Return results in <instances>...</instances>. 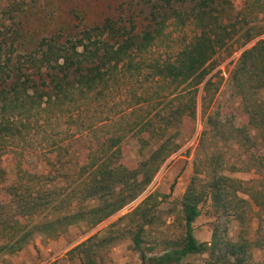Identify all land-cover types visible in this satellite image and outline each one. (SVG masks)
I'll return each mask as SVG.
<instances>
[{
    "label": "trees",
    "instance_id": "16d2710c",
    "mask_svg": "<svg viewBox=\"0 0 264 264\" xmlns=\"http://www.w3.org/2000/svg\"><path fill=\"white\" fill-rule=\"evenodd\" d=\"M142 6L144 18L123 12L94 25L76 13L74 28L60 26L49 34L36 32L20 16L11 15L0 26V258L23 251L39 234L58 238L81 223L94 228L135 201L180 150L175 138L186 123L196 122L202 89L201 108L207 116L200 141L209 139L208 170L194 176L182 199L183 235L160 252L148 246L146 228L158 199L152 194L124 216L133 218L128 233L134 250L141 264H184L197 255H208L206 264H264L253 255L255 245L264 246L229 234L231 221L243 220L242 208L255 204L264 213V100L259 97L264 92V0H144ZM170 27L184 32L171 55L159 50ZM189 28L192 36L185 33ZM237 51L242 52L229 81L245 114L229 117L215 107L222 82L219 72H213L220 58ZM145 74L160 86L156 97L168 96L167 89L180 90L171 100L180 104L165 109L162 124L157 126L154 117L134 125L125 119L129 109L143 106L146 98L140 95L123 112L121 126L98 142L100 148L93 144L82 159L65 162L62 145L56 143L47 155V168L37 173L20 156L17 179L9 183L5 158L17 155L40 125L75 118L121 82ZM230 143L242 152V171L258 177L257 188L229 174L222 147ZM135 149L144 156L133 163L124 154ZM55 165L66 166L63 175L51 176L48 167ZM32 175L49 182L36 186ZM207 202L215 221L211 240L199 242L194 224ZM114 233L99 232L73 251L83 264H96L101 251L122 239L123 232Z\"/></svg>",
    "mask_w": 264,
    "mask_h": 264
},
{
    "label": "rangeland",
    "instance_id": "374dc122",
    "mask_svg": "<svg viewBox=\"0 0 264 264\" xmlns=\"http://www.w3.org/2000/svg\"><path fill=\"white\" fill-rule=\"evenodd\" d=\"M143 1L0 0V26L3 23H8V18L11 15L20 16V20H28V25L35 28L36 32L49 34L60 26L69 29L74 28L79 23V20L75 17L76 13L84 16L85 23L88 25L99 24L108 17L117 18L123 12L126 13H124L125 16L140 15L141 18H144L147 11L142 6ZM36 14L41 15L38 17ZM51 15L53 16L51 17ZM185 33L192 36L194 29H186ZM183 37V31L170 27L167 30L166 37L159 42L160 53L167 51V54L171 55L174 50L176 51L180 47ZM252 45L250 44L248 47ZM241 52L237 51L229 58H220V64L213 72V74L219 72V80L222 82L216 95L215 107L224 113H228L229 117H232V115L243 117L245 114L241 99L237 96L229 81L230 72L239 59ZM148 77L147 74L138 78L129 77L125 82H121L117 89L111 91L105 97H101L94 105L82 107L83 109L80 112L76 111L78 113L75 114V118L65 117L58 122H52L53 124L50 125H40L37 130L39 132L33 136L32 140L26 144H21L19 147L21 151H18L17 155L11 156L12 158L10 156L5 158L4 166L9 173V183L17 179L15 162L20 156L26 159L25 166L31 169L36 168L35 173H37L39 169L47 168L48 165H45L47 155L53 152L50 150L56 143L62 145L63 149L60 152L64 155L63 160H67L65 162L72 159L76 161V158L82 159L93 144L96 145L95 148H100L98 142L110 136L121 126L123 112L140 95L146 98L143 106L129 109L125 119H128L134 125L138 124L141 118L146 117L147 120L149 117H154V123L157 126L159 123L162 124L163 118L166 116L165 109L175 108L180 104L179 100L171 101L178 98L180 90L167 89L168 96L165 93L164 96L156 97L155 88L158 85ZM259 97L264 100V92L260 93ZM201 100L202 89H200L198 96L196 122L189 125L186 123L181 135L177 139L175 138L178 144L181 145L180 150L166 161L154 177L153 182L135 201L129 203L121 211L94 228H90L87 223H81L70 227L67 232L58 238L46 237L43 234L36 235L23 251L15 255L1 257L0 264H83L80 254L73 250L102 231L115 233L121 231L123 233L120 235L123 234V237L111 248L101 251L96 257V264H141L139 255L134 250L130 233H128L132 227L133 218H124V216L135 210L152 194H157L158 199L150 216L152 223L146 228L145 240L148 246H155L157 252H160L164 249L166 243L181 238L183 235L182 199L194 176L198 172H207L208 170L205 155H209V139L200 141L207 116L202 113ZM207 114L209 115V110ZM175 132L176 128L173 129L174 134ZM222 148L226 154V161L229 163L227 167L229 174L236 179L249 183V186L257 188L259 185L256 183L258 178L256 174L242 171L246 167H241L245 163H243L242 158H239L242 152L239 151L238 146L235 148L230 143ZM67 151L68 153H66ZM143 156L136 149L124 154V157L133 163L141 160ZM65 168L66 166L55 165L52 168L49 166L48 170L50 172L52 170L51 176L55 174L61 176ZM205 176L203 174L200 178ZM30 180H33L36 186H43L49 182L47 177L34 175L31 176ZM252 205L250 208L245 207L240 210L244 216L242 221L238 219L231 221L229 234L234 240L243 237L264 246V213L260 212L255 204ZM214 221L213 210L210 202H207L202 207L201 217L194 224V233L199 242H209L211 240ZM253 255L256 261L263 262L264 248L255 245ZM208 260V255L190 256L184 264H206Z\"/></svg>",
    "mask_w": 264,
    "mask_h": 264
}]
</instances>
